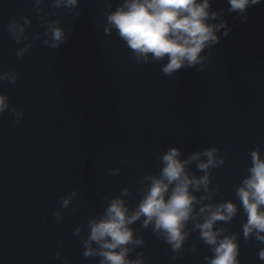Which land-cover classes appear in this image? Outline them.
I'll return each mask as SVG.
<instances>
[{"label":"water","instance_id":"1","mask_svg":"<svg viewBox=\"0 0 264 264\" xmlns=\"http://www.w3.org/2000/svg\"><path fill=\"white\" fill-rule=\"evenodd\" d=\"M123 2L0 0V73L17 74L15 83L0 80L10 100L0 115V264H101V256L84 255L90 221L115 198L134 210L171 147L191 176H209L208 189H190L197 200L179 250L141 217L130 227L143 244L129 246V259L209 264L200 209L232 202L235 215L214 230L235 239L238 264H264V242L255 231L244 235L248 216L237 195L252 152L264 158V0L244 13L212 0L218 16L209 22H226L219 42L172 75L162 72L166 60L138 61L114 28L106 31ZM12 21L24 25L19 39ZM52 26L65 32L58 47L50 46ZM212 148L218 163L202 171L208 157L190 158Z\"/></svg>","mask_w":264,"mask_h":264},{"label":"clouds","instance_id":"2","mask_svg":"<svg viewBox=\"0 0 264 264\" xmlns=\"http://www.w3.org/2000/svg\"><path fill=\"white\" fill-rule=\"evenodd\" d=\"M61 2L72 7L78 0H56L57 5ZM261 2L227 0L229 10L239 13ZM211 4L212 0H124L108 16L109 27L106 31L110 32L114 28L138 61L147 62L149 58L155 61L166 60L162 72L172 75L183 67L201 63L206 58L201 55L202 52L219 42L217 33L220 28L226 27V22H209L218 16L217 12L210 11ZM8 30L14 39H19L25 28L23 24L12 21ZM51 34V47H58L66 39L64 30L59 26H52ZM18 55L22 57L23 50ZM0 80L15 83L17 74L0 73ZM9 108V97L6 94L0 95V115ZM13 113L15 116L22 115L15 109ZM15 122L20 123V120L16 119ZM215 153L216 149H207L204 153H195L190 159L194 161L202 154L206 155L208 160L198 164L199 169L206 171L217 165ZM160 159L162 168L159 176L148 178L149 187L134 210H130L123 198H115L101 217L90 221L85 256L99 255L103 258L101 264H143L142 259L132 260L128 256L130 245L143 244L142 239L134 237V230L130 227L141 217L144 218L143 226L154 224V231L164 235L174 251L181 248L188 235L184 228L192 219L197 200L190 189L203 186L207 191L209 176H191L187 170L189 161L180 158V150L176 147H171ZM249 171L250 176L237 190L240 203L248 216L244 235L249 237L255 231L257 240L264 242V158H261L258 151L252 152V167ZM68 203V199L63 201L64 206ZM236 210L232 202L207 205L200 209L205 219L196 227L200 229L204 242L213 246L214 256L209 264H238L235 239H219L218 231L214 230L217 221L230 220ZM55 216L59 218V213H55ZM92 242L98 245V249L91 247ZM259 258L264 261V249L260 250Z\"/></svg>","mask_w":264,"mask_h":264}]
</instances>
